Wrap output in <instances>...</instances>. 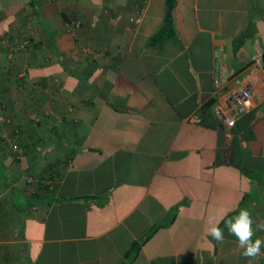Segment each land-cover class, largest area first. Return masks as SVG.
<instances>
[{
	"label": "crops",
	"instance_id": "0c3cea01",
	"mask_svg": "<svg viewBox=\"0 0 264 264\" xmlns=\"http://www.w3.org/2000/svg\"><path fill=\"white\" fill-rule=\"evenodd\" d=\"M165 12L0 0V264H264L206 232L242 208L264 223V97L231 128L244 169L208 105L218 58L264 53V0H174L151 41Z\"/></svg>",
	"mask_w": 264,
	"mask_h": 264
},
{
	"label": "built area",
	"instance_id": "2783aa9c",
	"mask_svg": "<svg viewBox=\"0 0 264 264\" xmlns=\"http://www.w3.org/2000/svg\"><path fill=\"white\" fill-rule=\"evenodd\" d=\"M140 20L139 16L133 18ZM263 47L259 38L256 39V49L249 63L241 70L230 69L221 73L218 58L215 87L218 90L213 103V109L219 120V129L225 140L232 136L231 128L239 114L250 107L254 96L264 97V66L262 61Z\"/></svg>",
	"mask_w": 264,
	"mask_h": 264
},
{
	"label": "clouds",
	"instance_id": "9594fccd",
	"mask_svg": "<svg viewBox=\"0 0 264 264\" xmlns=\"http://www.w3.org/2000/svg\"><path fill=\"white\" fill-rule=\"evenodd\" d=\"M222 222L228 233L236 237L243 257L253 260L262 255L261 247L264 245V238L256 236V232L264 231V223L257 224L254 229L253 217L247 208H242L236 215L227 219L225 217L217 219L215 216L208 218L206 232L217 243H222L224 240V229L220 227Z\"/></svg>",
	"mask_w": 264,
	"mask_h": 264
},
{
	"label": "trees",
	"instance_id": "16d2710c",
	"mask_svg": "<svg viewBox=\"0 0 264 264\" xmlns=\"http://www.w3.org/2000/svg\"><path fill=\"white\" fill-rule=\"evenodd\" d=\"M166 1V12H165V25L154 35L151 36V41H160L164 37L168 36L172 33V8L174 4V0H165ZM262 61L264 66V53L262 54ZM215 99L211 98L208 105H212ZM219 122V120H218ZM241 147L239 143V138L236 136L231 137V153H230V160L233 164L240 166L244 169L242 163H240L241 159Z\"/></svg>",
	"mask_w": 264,
	"mask_h": 264
},
{
	"label": "rangeland",
	"instance_id": "374dc122",
	"mask_svg": "<svg viewBox=\"0 0 264 264\" xmlns=\"http://www.w3.org/2000/svg\"><path fill=\"white\" fill-rule=\"evenodd\" d=\"M4 119H6V117L4 116V110L2 109L1 107V99H0V121H5ZM0 122V123H1ZM16 145H13V148L15 147ZM17 147V146H16ZM12 148V147H11ZM32 180V179H31Z\"/></svg>",
	"mask_w": 264,
	"mask_h": 264
}]
</instances>
